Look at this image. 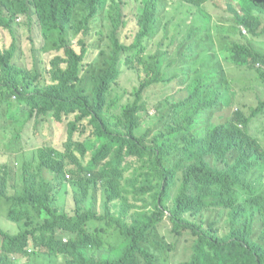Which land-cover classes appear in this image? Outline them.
<instances>
[{
  "label": "trees",
  "instance_id": "trees-1",
  "mask_svg": "<svg viewBox=\"0 0 264 264\" xmlns=\"http://www.w3.org/2000/svg\"><path fill=\"white\" fill-rule=\"evenodd\" d=\"M172 1L194 12L203 0H145L135 22L119 32L126 25L121 0H0L6 11L0 25L12 29L16 14L34 16L43 37L39 49L30 40L32 66L23 70L8 67L10 49L0 51V88L21 82L27 91L19 128L40 110H53L58 120L76 111L90 120L105 114L106 124L95 135L102 146L92 152L89 168L97 169L85 172L92 177L91 201L74 197L71 212L49 209L48 203L49 185L63 180L51 159L71 145L75 126H68L66 142L36 149L38 176L24 181L22 198L8 196L17 191L9 192L0 177V203L8 204L6 215L18 225L16 231L0 226V264L32 259L56 264L61 257L63 264H264V149L248 132L255 134L252 120L264 123V98L257 95L256 104L246 107L230 89L243 69L264 80V52L252 45L264 35V0H226L230 24L213 22L207 14L197 27L174 19L175 36L168 31L172 19L166 18ZM97 19L98 51L86 61L84 38ZM212 27L241 34L229 57L236 71L226 72L222 65L192 74L186 66L180 73L176 65L168 71L172 55L186 41L193 47L200 29L212 37ZM39 50L48 53L42 69ZM124 71L133 75L128 87L121 85ZM146 102L154 105L155 121L141 132L133 122L137 107H147ZM233 107L219 121L220 112ZM132 155L148 159L126 175L123 160ZM22 202L32 212L21 209ZM214 209L229 216L226 227L210 218ZM166 221L168 233L193 237L188 259L168 262L172 245L163 233Z\"/></svg>",
  "mask_w": 264,
  "mask_h": 264
},
{
  "label": "rangeland",
  "instance_id": "rangeland-1",
  "mask_svg": "<svg viewBox=\"0 0 264 264\" xmlns=\"http://www.w3.org/2000/svg\"><path fill=\"white\" fill-rule=\"evenodd\" d=\"M123 2L122 9L124 13V19L126 25L119 29V32H124L129 29L130 25L135 22L138 17V12L141 7L144 6L145 0H121ZM239 2V0H233ZM186 4H181L178 1H172L171 7L166 15V18H171L172 21L168 25V31L175 36L174 19L179 20L185 18L188 22V26L195 24L196 27L200 25V21L203 19V15L210 16L213 22H222L230 24L229 20L233 14L228 11L226 0H203L200 5L192 12L191 7L185 9ZM18 24L15 25V37L16 43L22 48L21 51L18 48L15 51L13 59L8 61V67L12 71L23 70L25 67L32 66V60L29 55L28 48L30 47V40L33 41L35 46L41 44V35L39 27L35 22L33 16L31 20L24 18L20 15ZM100 20L91 26L90 31L85 36V42L88 45V53L86 61L92 60L98 49L96 48L97 42V25H100ZM186 27V26H185ZM241 34H246V30L239 26ZM186 30L188 27L185 28ZM199 30V29H198ZM201 30V34L198 33L195 38V45L192 47L189 41H186L182 47L172 55V61L170 69L168 71L174 72V66L176 65L177 72H183L182 67H187L190 74L196 71H205L206 69L217 68L222 65L224 71L232 72L236 71L237 66L230 62L231 50L237 43L241 41V34L234 35L232 33H222V29L212 27L211 36L204 34ZM185 31V30H183ZM179 32V40L182 39L183 34ZM79 35L78 37H80ZM76 37L73 42H77ZM11 36L9 32L0 27V48H6L11 43ZM221 41V42H220ZM178 42V40H177ZM252 45L261 52H264V35L256 37ZM48 53L40 55L42 62L40 64L41 69L44 66V62L48 60ZM23 65L17 66L16 64ZM97 65H100L98 63ZM244 75L235 74L230 82V89L236 92L234 99L241 103H244L246 107H250L256 104V96L262 95L264 98V80H256L255 72L249 70V73ZM247 77H246V76ZM247 79V81H246ZM256 80V81H255ZM255 81V82H254ZM246 82V83H245ZM134 83L133 75L131 71H124L121 78V85L128 87ZM168 87L172 88V83H169ZM151 100H155L157 97L155 93L151 91ZM27 95V91L21 82H9L2 88H0V177L5 179L9 184V192L17 191V195L7 193L12 198L20 197V192L23 189L24 181L28 178L38 176V157L32 156L34 148L41 145H59L67 141V128L68 126H75L73 130V140L71 145L62 148L59 153L51 159V166L56 169H60V173L63 175V180L59 185H49L50 201L48 203L49 209H59L71 212L74 206V197L84 199L86 202L91 201L87 193L92 183V177L85 174L87 169L95 171L97 166L89 165L92 162V152L99 149L102 144L98 143L96 138L97 129L102 131L106 124L102 122V118L105 114L90 120L86 115H80L77 113L70 115H62L58 120L54 117V111H34L32 117H27L23 125L19 128L21 122L26 117V110L21 108L24 102L21 98ZM183 95L181 92L177 98ZM147 107H137L135 112L136 120L133 124L141 125V132L146 131L149 128L154 127L155 113L153 103L146 102ZM234 109L225 108L221 114H223L219 121H223L230 111ZM79 114V117L73 115ZM78 116V115H77ZM120 121L128 123L127 118L123 115L120 116ZM132 125V124H131ZM251 127L254 129L253 134L250 130L248 132L254 136V138L263 146L264 149V123L261 119L256 118L252 120ZM18 136V138H17ZM87 141L86 139L90 138ZM18 139V140H16ZM148 155H144L139 158L138 156H126L123 160V165H128V169L125 172L126 175H130L132 170L137 167L143 160H147ZM97 199H101L100 191L97 192ZM21 209L32 212L33 207L26 202L20 204ZM8 204L0 203V226L6 229L18 228L11 218L7 217L6 210ZM211 219H217L218 225L221 228L226 227L224 220L228 221L229 216L225 217L224 212L220 209H214L208 213ZM170 229L169 222L164 223L163 233L167 235V241L171 243L172 249L168 252L166 258L170 263H177L178 261L188 259L192 252L193 237L187 232H182L181 235H174L168 233ZM42 260L32 259L30 264H38ZM63 258H59L56 264H63Z\"/></svg>",
  "mask_w": 264,
  "mask_h": 264
},
{
  "label": "clouds",
  "instance_id": "clouds-1",
  "mask_svg": "<svg viewBox=\"0 0 264 264\" xmlns=\"http://www.w3.org/2000/svg\"><path fill=\"white\" fill-rule=\"evenodd\" d=\"M5 15H6V11H5L4 9H1V8H0V16H5ZM20 15H23V14H16V15L14 16V21L12 22V29L15 28V25H16V24H18L17 21L20 20V17H19ZM23 16H24L25 19H26V18H28L29 20L32 19V17L29 18L27 15H23ZM16 20H17V21H16ZM0 27H2V28H4V29L7 30V28L4 27V26H2V25H0ZM7 31H8V30H7ZM8 32H9V31H8ZM9 34H10V36H11V38H12L11 43H10L9 46L6 47V48H3V49L0 48V51H4V50H8V49H10V50H11V53H12L11 58L13 59V57H14V55H15V51H16V41H17V39H16V37H15V34H13V33H11V32H9ZM40 35H41V44H42V42H43V37H42L41 30H40ZM41 44H40L39 46H35V45H34V46L40 48ZM41 54H43V52H41ZM123 60H124V56H123ZM15 64H16V63H15ZM16 65H17V66H23V65H19V64H16ZM23 67H25V66H23ZM16 140H18V139H16ZM45 146H50V145H41V146H38V147L34 148L33 151H32V156H33V157H36V156H35V151H36V149L41 148V147H45Z\"/></svg>",
  "mask_w": 264,
  "mask_h": 264
},
{
  "label": "crops",
  "instance_id": "crops-1",
  "mask_svg": "<svg viewBox=\"0 0 264 264\" xmlns=\"http://www.w3.org/2000/svg\"><path fill=\"white\" fill-rule=\"evenodd\" d=\"M7 30H8L9 32L15 34V28H14V29H9V28H7ZM17 48H18L19 51L22 50V48H21L20 46H18L17 43H16V49H17ZM35 48H36V49H39L38 47H35ZM28 50H29V55H30V57H31L30 47L28 48ZM39 51H40V50H39ZM40 53H41V51H40ZM31 60H32V59H31ZM25 67H26V66H25Z\"/></svg>",
  "mask_w": 264,
  "mask_h": 264
}]
</instances>
